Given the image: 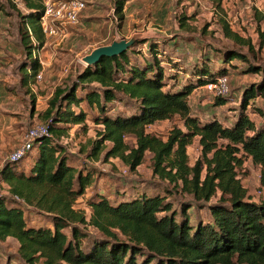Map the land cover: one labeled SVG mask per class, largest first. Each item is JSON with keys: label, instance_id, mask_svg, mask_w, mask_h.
Here are the masks:
<instances>
[{"label": "trees", "instance_id": "trees-1", "mask_svg": "<svg viewBox=\"0 0 264 264\" xmlns=\"http://www.w3.org/2000/svg\"><path fill=\"white\" fill-rule=\"evenodd\" d=\"M21 1L27 12L17 11V30L29 60L31 50L44 41L39 25L43 9L40 0ZM124 2L114 1L118 27ZM259 15L255 10L254 16ZM222 27L226 36L247 43L225 21ZM260 37L264 42L263 32ZM145 43L147 52H142L137 46ZM219 54L220 65L210 66L209 58H204L179 83L178 73L184 70L180 64L165 56L157 41L136 40L120 55L102 56L97 63L85 65L70 85L55 87L42 112L50 136L35 142L33 162L24 168L19 160H5L0 168V183L7 185L12 197L11 201L0 197V240L15 237L27 264H232L234 255L239 264H264V200L251 201L235 171L240 155L264 168V126H257L244 112L249 99L264 95V67L248 63L246 71L261 72V79L243 91L241 110L231 125L217 119L200 121L190 114L191 92L227 75L226 67L233 59L247 61L233 49ZM28 65L23 83L40 68L37 58ZM216 98L217 104L225 103L222 97ZM116 101L129 111L110 114V104ZM83 103L96 108L92 119L101 126L90 142L88 157L97 158L103 152L105 160L119 158L135 170L145 152H150L152 172L197 201L220 193V199L208 205L209 218L192 224L188 211L192 204L182 205L178 214L160 192L118 198L94 193L86 200L88 212L76 209L74 203L93 184L94 173L70 164L66 146L54 136L66 135L72 124L85 121ZM175 115L182 119L184 131L175 128L165 140L147 131V126ZM126 134L135 137V146L125 142ZM195 136L206 165L203 177V161L188 164L186 147ZM261 181L264 184V172ZM19 200L46 213L51 224L28 223V210ZM85 227L99 234L88 233Z\"/></svg>", "mask_w": 264, "mask_h": 264}, {"label": "rangeland", "instance_id": "rangeland-1", "mask_svg": "<svg viewBox=\"0 0 264 264\" xmlns=\"http://www.w3.org/2000/svg\"><path fill=\"white\" fill-rule=\"evenodd\" d=\"M114 1L109 0V4L107 3L109 16L104 19L106 26L97 34H106L104 37L107 38V41L112 37L119 38L121 35L124 36L123 38L129 39L133 34L136 35V40L157 41L164 55L176 60L184 69L181 70L183 73H178L179 83L185 82V73L190 74L193 66L200 64L204 58H209L210 66L220 65L222 60L219 52L222 49H233L246 56L247 61L233 59L230 63L232 65L226 67L229 92L222 96L225 103L217 104V98L202 87L193 90L188 96L190 114L198 120L217 119L223 125H231L241 110L243 91L261 79V72H247L246 69L248 63L253 62L264 67V42L260 37V32L264 34V0H125L120 27L117 26L119 19L114 14ZM255 10L261 14L259 18L254 16ZM222 21H225L230 30L247 43L226 36ZM137 48L142 52H147V43L138 45ZM70 49L72 51L62 50L63 53L59 60H81V55H77L80 53L79 46L74 45ZM38 56L40 60L41 54ZM32 59L30 57L29 61ZM22 60H27V58L23 59L22 57ZM74 64L76 65L74 66ZM85 65L82 61L72 63L71 69L60 75L62 84L55 87L63 84L70 85ZM74 67L75 72L73 73ZM166 67L168 68V66ZM51 77L56 78V73L53 72ZM41 80L43 86L36 88V96L31 103L32 112L26 124L21 125L22 127L18 129V133L20 132L21 135L31 126L44 122L42 112L47 107L49 98L47 93H50L51 90L47 88L50 85H47L43 79ZM82 107L87 111L85 121L80 124H72L66 135H61L59 138L54 136L56 140H60L66 146L71 158L70 164L75 168H81L84 171L91 170L94 173L93 184L76 199L74 203L76 209L88 212L86 200L94 193H102L108 195L109 198H118L122 195L130 197L141 191L160 192L166 196V200L172 203L173 209L178 214L182 205L192 204L188 210L192 224L198 219L209 218L208 205L218 201L220 193L216 192L207 201H197L192 194L174 187L172 182L152 172V154L150 152H145L141 163L135 170H131L129 165L119 158L110 157L105 160L103 152L97 158L88 157L87 151L90 148V142L97 138L101 126L92 119V116L98 113L96 108L84 103ZM110 107L113 109L109 113L113 115L116 112L129 111L125 105L118 101L111 103ZM259 110L264 112V95L249 99L248 105L244 109V112L257 126H264V115ZM175 128L185 130L183 121L178 115L172 119L157 121L147 126V131L153 132L165 140ZM124 140L129 146H135V137L132 134H126ZM10 151L11 148L4 150V156L8 155ZM36 153V147H34L19 160L20 166L29 167L36 157ZM186 153L189 166L194 165L197 160L203 161L201 166V177H203L206 165L201 158L198 136L193 137L187 145ZM239 157L241 164L235 168L236 177L245 188L251 201L262 202L264 200V184L261 181V174L264 172V168L253 163L249 157L244 155ZM0 192L1 200L5 197L9 201L12 200L5 183H0ZM16 202L28 210V223L51 224L46 213L33 206H28L20 200ZM75 225L82 227L78 223ZM85 230L91 234H99L91 227H85ZM65 231L70 236L69 229L67 228ZM18 248L19 242L13 236H7L0 240V264H27L21 257ZM231 261L232 264H239L236 262L235 255L231 256Z\"/></svg>", "mask_w": 264, "mask_h": 264}, {"label": "crops", "instance_id": "crops-1", "mask_svg": "<svg viewBox=\"0 0 264 264\" xmlns=\"http://www.w3.org/2000/svg\"><path fill=\"white\" fill-rule=\"evenodd\" d=\"M108 2L109 0L107 2L87 0L86 7L80 12L79 23L68 28L67 36L63 40L55 37L43 38V44L39 49L42 58L40 57L39 60L38 72L41 74V79L50 85L47 86L51 90L47 93V97L52 95L56 85L62 84L60 81L62 72L71 69L72 63L81 61L59 60L62 50L72 51L70 47L77 45L80 48V53L77 55L82 57L91 49L108 44L115 38L112 37L107 41L104 37L106 34H97L106 26L104 19L109 16ZM17 11L26 12L9 0H0V168L7 157L4 156V150L12 149L22 139L23 135L18 133V129L26 124L32 112L31 103L36 96L37 86H43L40 79L36 83V88L31 89L30 83L35 77H29L27 82L23 83V79L29 74V60H22V57L27 58V54L21 45L17 30ZM19 58L21 60H18ZM53 72L56 73V78L51 77ZM72 72H75V67Z\"/></svg>", "mask_w": 264, "mask_h": 264}, {"label": "built area", "instance_id": "built-area-1", "mask_svg": "<svg viewBox=\"0 0 264 264\" xmlns=\"http://www.w3.org/2000/svg\"><path fill=\"white\" fill-rule=\"evenodd\" d=\"M9 1L27 12V9L24 7L21 0ZM40 2L43 11L40 16L39 25L43 38L55 37L59 40H63L67 36L68 28L79 23L80 12L86 7L87 0H40ZM258 9L260 10V8ZM27 30L32 44L35 46L37 42L28 26ZM40 47H34L31 50L30 57L37 58L39 61L38 55ZM40 79L41 74L40 72H37L35 80L30 83L32 90L36 88V83ZM202 88L211 92L215 97L225 96L229 92L228 77L227 75L217 76L215 80L206 83ZM46 136H50V130L47 123L42 122L31 126L23 134L20 142L17 143L8 153L6 160H20L34 148L35 142H38L40 138Z\"/></svg>", "mask_w": 264, "mask_h": 264}, {"label": "water", "instance_id": "water-1", "mask_svg": "<svg viewBox=\"0 0 264 264\" xmlns=\"http://www.w3.org/2000/svg\"><path fill=\"white\" fill-rule=\"evenodd\" d=\"M135 41V34H133L129 39L115 37L110 43L91 49L89 53L81 57V61L86 65H90L97 63L102 56L112 57L120 55L125 50H128Z\"/></svg>", "mask_w": 264, "mask_h": 264}]
</instances>
